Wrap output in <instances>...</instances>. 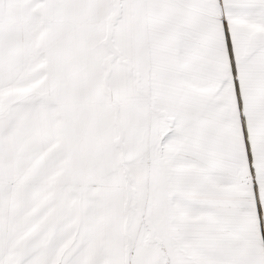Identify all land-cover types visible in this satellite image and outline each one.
Masks as SVG:
<instances>
[{
    "label": "snow or ice",
    "instance_id": "snow-or-ice-1",
    "mask_svg": "<svg viewBox=\"0 0 264 264\" xmlns=\"http://www.w3.org/2000/svg\"><path fill=\"white\" fill-rule=\"evenodd\" d=\"M0 264H264V0H0Z\"/></svg>",
    "mask_w": 264,
    "mask_h": 264
}]
</instances>
